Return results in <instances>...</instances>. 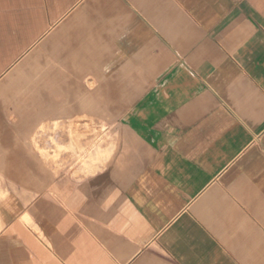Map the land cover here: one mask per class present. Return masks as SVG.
<instances>
[{
	"label": "crops",
	"instance_id": "1",
	"mask_svg": "<svg viewBox=\"0 0 264 264\" xmlns=\"http://www.w3.org/2000/svg\"><path fill=\"white\" fill-rule=\"evenodd\" d=\"M0 264H264V0H0Z\"/></svg>",
	"mask_w": 264,
	"mask_h": 264
}]
</instances>
